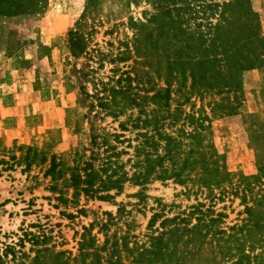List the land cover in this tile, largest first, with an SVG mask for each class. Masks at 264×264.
Returning <instances> with one entry per match:
<instances>
[{
  "label": "rangeland",
  "instance_id": "obj_1",
  "mask_svg": "<svg viewBox=\"0 0 264 264\" xmlns=\"http://www.w3.org/2000/svg\"><path fill=\"white\" fill-rule=\"evenodd\" d=\"M250 1L259 14L264 39V0ZM153 3L34 0L22 14L0 16V264H82L78 248L83 227L95 246H100L105 236H121L126 230L138 244L145 243L152 213L166 217L187 214L197 202L204 204L202 209L212 205L215 213H222L216 225L226 233L230 226H242L241 234H246L242 251L259 254L264 264V206L259 212V229L244 225L247 215L243 212L252 197L264 200V169L245 196L238 185V175H258V167L264 166V63L241 74V93L233 114L211 110L214 103L222 102L223 97L231 99L232 94L190 89L187 72L182 74L176 64L182 49L170 36L159 35L150 20ZM69 30L83 36L86 54L70 53L66 43ZM95 51L105 55L95 77L106 80L114 64L125 68L137 60L157 86H169L170 109L180 104L185 112L207 116L211 128L205 142L222 156L225 171L230 173L231 184L224 182V191L217 188L208 193L190 182L151 179L142 186L125 183L121 192L108 200L73 194L65 178L77 161L88 156L90 136L120 133L118 123L127 115L125 112L116 119L105 115L87 96L91 85L82 71L86 63L92 64L87 54ZM188 53L192 54V49ZM120 55L127 60L109 62V57ZM129 131L123 132L125 137L132 136L133 130ZM126 150L129 154L118 160L129 170L126 159L131 149ZM51 158L61 172L58 179L44 173ZM118 208L123 212L118 214ZM193 217L190 224L195 223ZM23 233H43L39 237L43 241L32 244L30 235L23 238ZM4 245L16 250L13 256L8 252L2 255ZM222 251L207 235L178 247L173 259L178 264H228L237 256L226 259ZM35 255L37 259H33ZM90 259L89 255L86 261ZM129 259L120 260L128 264Z\"/></svg>",
  "mask_w": 264,
  "mask_h": 264
},
{
  "label": "trees",
  "instance_id": "obj_2",
  "mask_svg": "<svg viewBox=\"0 0 264 264\" xmlns=\"http://www.w3.org/2000/svg\"><path fill=\"white\" fill-rule=\"evenodd\" d=\"M32 1L0 0V16L22 14ZM153 10L150 20L157 25L158 34L170 36L178 43V49H182L176 55V64L182 74L187 72L190 89L197 93L209 90L231 93V99L223 97L222 102L211 106V110L233 114L241 93V74L264 63L259 14L251 1L154 0ZM66 43L72 55L86 54L83 36L77 31L66 32ZM189 49H192V54L188 53ZM103 57L105 55L99 51L86 56L89 62L97 65L94 68L86 63L82 71V77L91 85L92 92L87 96L105 115L114 119L125 112L127 115L118 123L120 133L101 132L90 136L88 156L77 161L65 178L73 194L108 200L119 194L125 183L142 186L151 179H171L178 184L190 182L208 193L217 188L224 191L223 183L231 184L230 173L225 171L222 156L205 142L211 128L207 116L185 112L180 104L170 109L169 86H157L139 61L133 60L132 65L125 68L114 64L127 60L126 56L109 57V62L114 64L109 69L111 75L106 76V80L95 77V70L102 65ZM148 104L153 107L149 108ZM133 109H136L135 114ZM188 126L190 130H186ZM129 130H133L132 136L125 137L123 132ZM118 144L121 148H117ZM128 148L131 153L126 162L130 171L125 170L124 164L118 160L120 155L129 154ZM56 167L57 163L51 158L45 175L52 179L60 178L61 172ZM263 169L264 166L258 167V175H238V185H241L240 192L244 196V192L259 181ZM230 189L236 191V187L230 186ZM250 202L244 205L243 212L247 215L244 225L259 229V212L264 200L252 197ZM203 206L197 202L187 214L171 217L161 212L152 213L147 222L150 231L146 234V242L140 244L126 230L121 236L113 234L108 238L104 235L102 244L95 246L87 228L83 227L79 261L82 264H123L120 259L128 257V264H178L173 259L178 247L193 244L209 235L218 249L223 250L226 259L237 254L228 264H262L259 254L250 255L242 251L246 235L241 234L242 226H230V233H226L216 225L223 217L222 213H215L212 205L202 209ZM117 212L123 211L118 208ZM192 215L194 224H190ZM156 220L159 221L152 229ZM27 235H30L32 244L43 241L39 240L43 233L22 234L23 238ZM18 241L21 247L22 239L18 238ZM129 242L131 247L127 246ZM105 251L107 254L102 255L101 252ZM7 252L13 256L16 250L4 245L2 255ZM89 255L91 259L86 261ZM33 259H37V255Z\"/></svg>",
  "mask_w": 264,
  "mask_h": 264
}]
</instances>
